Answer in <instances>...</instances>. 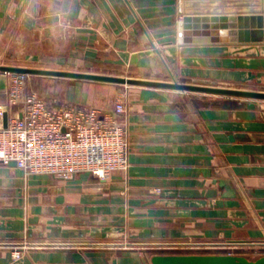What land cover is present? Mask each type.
<instances>
[{
  "label": "crops",
  "instance_id": "obj_1",
  "mask_svg": "<svg viewBox=\"0 0 264 264\" xmlns=\"http://www.w3.org/2000/svg\"><path fill=\"white\" fill-rule=\"evenodd\" d=\"M181 2L0 0V65L264 87V42L183 43ZM41 78L30 75L29 90ZM113 95L85 103L113 111ZM118 95L126 170L63 179L0 161V264H152L163 243L264 245V101L138 86Z\"/></svg>",
  "mask_w": 264,
  "mask_h": 264
},
{
  "label": "built area",
  "instance_id": "obj_2",
  "mask_svg": "<svg viewBox=\"0 0 264 264\" xmlns=\"http://www.w3.org/2000/svg\"><path fill=\"white\" fill-rule=\"evenodd\" d=\"M6 76L7 101L0 103L1 162L15 161L26 175L49 174L63 179L89 172L107 180L129 167L128 131L118 118L126 110L122 100L113 111L75 105L52 107L28 89V74L8 72ZM156 248L165 253L236 254L244 246L182 242ZM21 250L14 251V260L22 258Z\"/></svg>",
  "mask_w": 264,
  "mask_h": 264
},
{
  "label": "water",
  "instance_id": "obj_3",
  "mask_svg": "<svg viewBox=\"0 0 264 264\" xmlns=\"http://www.w3.org/2000/svg\"><path fill=\"white\" fill-rule=\"evenodd\" d=\"M256 4V5H255ZM180 41L183 43H262L264 42V0H228L226 7H183ZM8 72L28 75L66 77L125 86L151 87L202 93L238 99L264 100V91L228 86L203 85L174 80H155L112 74L58 70L19 65H0V92L7 91ZM8 112L4 114V126ZM11 163L16 164L15 161ZM152 264H264V255L250 259L228 253H165L156 252Z\"/></svg>",
  "mask_w": 264,
  "mask_h": 264
},
{
  "label": "rangeland",
  "instance_id": "obj_4",
  "mask_svg": "<svg viewBox=\"0 0 264 264\" xmlns=\"http://www.w3.org/2000/svg\"><path fill=\"white\" fill-rule=\"evenodd\" d=\"M184 5L186 0H181ZM198 2L206 1V0H196ZM21 64V63H17ZM19 66H27V65H19ZM31 67V66H30ZM112 75H119V76H128L133 77L132 75H129L125 72H115L111 73ZM30 76V75H29ZM41 82L33 88V92L37 93L41 98H43L48 105L52 107H64L68 106V103L77 102L81 105L87 106V107H93L92 104L98 103L101 105L104 101H107V98L109 95L114 93V100L117 102L118 100H121V98L118 95V88L128 87L121 84H100V88H103L102 90L98 89H89L88 87L94 86L91 83L88 82V80H81V79H73V78H66V77H54V76H41ZM137 78V77H136ZM174 81H177L176 79H173ZM182 82V81H179ZM187 82V81H185ZM191 83V82H188ZM76 85H79V88H74ZM218 86V85H214ZM230 87V86H229ZM231 87H237V88H245V89H252V90H261L264 91V87H251V86H231ZM29 89V88H28ZM31 91V90H30ZM191 93V92H190ZM220 96H212L216 100V102H223L226 99L224 98H218ZM77 99V101H74L73 99ZM84 101L80 102V101ZM79 101V102H78ZM91 102V103H85ZM264 101V100H262ZM100 102V103H99ZM100 108L101 107H95ZM246 246L245 249H242L238 251L239 253L236 254H242L250 259H256L260 257L261 255H264V245H255L253 246L254 249H252V246ZM256 247V248H255ZM29 248L27 246H23L22 248V255L24 251L28 250ZM156 251H158L156 249ZM257 251V252H256ZM17 261V260H16Z\"/></svg>",
  "mask_w": 264,
  "mask_h": 264
}]
</instances>
